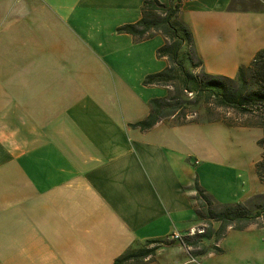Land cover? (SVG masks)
I'll list each match as a JSON object with an SVG mask.
<instances>
[{"label": "crops", "instance_id": "crops-1", "mask_svg": "<svg viewBox=\"0 0 264 264\" xmlns=\"http://www.w3.org/2000/svg\"><path fill=\"white\" fill-rule=\"evenodd\" d=\"M144 1L0 0V264H112L137 242L205 225L196 183L218 203L264 193L259 177L249 187L223 159L221 139L206 136L222 122L132 126L169 94L144 84L168 64L158 55L165 37L117 31L142 17ZM181 5L207 73L234 78L264 48L258 0ZM241 13L244 40H257L245 44L252 59L214 63L224 44L234 47L220 40H239ZM206 244L204 254L162 245L145 264H264V218Z\"/></svg>", "mask_w": 264, "mask_h": 264}, {"label": "trees", "instance_id": "trees-1", "mask_svg": "<svg viewBox=\"0 0 264 264\" xmlns=\"http://www.w3.org/2000/svg\"><path fill=\"white\" fill-rule=\"evenodd\" d=\"M182 1L172 0L166 4L160 0H145L142 6V17L135 23H126L117 29L120 33L133 35L138 41L157 34L165 37V43L159 48L158 55L166 58L168 64L164 70L149 74L144 84L167 86L169 94L166 97L151 99L149 115L145 119L132 123V126L148 130L160 120L176 118L178 115L182 116V120L175 121V123L197 121L186 119L189 114L180 112L184 108L182 97L192 95L194 100H185L189 105L202 100L204 96L208 105L213 100L226 108L235 109L238 114L250 117L242 121L243 118L218 116L210 117L207 121L223 122L231 126L260 127L264 132V48L256 53L250 65L241 66L234 78L207 73L198 53L193 31L190 25L181 18ZM186 48L188 49L187 55L183 53ZM197 69L200 70L197 71ZM249 81H253L255 86H252ZM258 143L262 152L255 163V168L260 181L264 184V133ZM195 187L198 218L221 223L217 230L211 224L207 228H200L203 231L199 230L183 237L182 244L187 248L201 247L199 254L206 253L210 248L206 244L207 240L214 237L216 241L219 240L224 236L228 227L244 229L252 223L255 218L251 216L252 209L249 208V202L256 197L264 199L263 193L245 202L218 203L199 183H196ZM254 208L264 212V202L255 205ZM163 242L162 239L148 240L144 243L137 242L118 256L112 264H145L153 260ZM212 247L215 252L222 250L217 245Z\"/></svg>", "mask_w": 264, "mask_h": 264}, {"label": "rangeland", "instance_id": "rangeland-1", "mask_svg": "<svg viewBox=\"0 0 264 264\" xmlns=\"http://www.w3.org/2000/svg\"><path fill=\"white\" fill-rule=\"evenodd\" d=\"M246 4V3H245ZM244 2L239 4V6L243 7ZM243 13L238 15V21L235 23V26L233 29L235 31H238V39L239 40H220L223 43H228L230 41L233 42L234 47L225 46L223 45L222 50L219 54L216 55V58H213V62L220 65H230L232 62H235V60L243 59L246 63H249L252 59L253 55L248 50V46H245L246 43L249 42V46H252L253 42H256L257 40H244L245 34L244 32L247 30L243 26ZM183 53L187 55L188 49H184ZM253 61V60H252ZM188 65H190L189 62H187ZM200 69H197L199 71ZM252 86H255L253 81H249ZM184 100V108L181 109V113L187 112L189 115L186 117V119H196L201 121H207L210 117H218V116H227L229 118L233 119H240L243 118L242 121L247 120L246 115L238 114V112L235 111L233 108H226L225 106L219 105L216 101L214 102L212 100L211 104L208 105L205 101V97L202 96V100L197 101L193 105L187 104L185 100L193 99L192 95H188L185 97H182ZM194 100V99H193ZM210 108V109H209ZM173 121L182 120V116L178 115V117L173 118ZM206 136L208 138H212L211 141L214 144H217V146H220V139H221V147H222V154L223 159L228 161L229 159L233 158L234 163H236V167H238V172L240 173L239 179L245 180L247 186H251L253 184L254 177H258L256 173L255 168V162L260 158L262 149L258 143V140L263 135V129L260 127H244V126H231L226 123H212L211 125L207 126L204 130ZM227 144V145H226ZM229 151V152H227ZM230 174L225 173L224 174V180H228L230 178ZM263 194V193H261ZM263 198H253L252 202H249V208L252 209L251 216L254 217V221H258L264 218V212L260 209H255V205H259L260 203H263ZM203 222V220H200ZM253 221V222H254ZM205 225L200 226V228H207L211 224L213 226V221H206L204 220ZM217 222V221H216ZM221 225V224H220ZM220 225H217L215 230L220 228ZM200 228H197L195 232H198ZM194 234V233H193ZM184 237L183 235H181ZM186 236V235H185ZM183 245L182 239L177 238H167L164 240V243L160 245ZM184 246V245H183ZM212 246V245H211ZM185 247V246H184ZM191 253L198 254L201 251V247H191L188 248Z\"/></svg>", "mask_w": 264, "mask_h": 264}, {"label": "built area", "instance_id": "built-area-1", "mask_svg": "<svg viewBox=\"0 0 264 264\" xmlns=\"http://www.w3.org/2000/svg\"><path fill=\"white\" fill-rule=\"evenodd\" d=\"M262 5H263V7H264V0H258ZM200 231H203V230H200ZM193 233H195V231H193L191 234H193ZM173 237L174 238H177V239H182L183 240V237L180 235V234H178V233H175L174 235H173ZM189 248H191V247H189Z\"/></svg>", "mask_w": 264, "mask_h": 264}]
</instances>
